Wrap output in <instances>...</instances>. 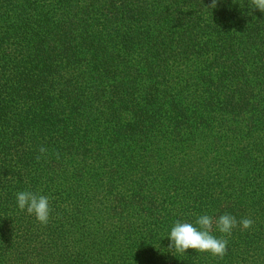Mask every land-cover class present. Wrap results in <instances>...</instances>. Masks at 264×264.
I'll list each match as a JSON object with an SVG mask.
<instances>
[{
  "label": "trees",
  "instance_id": "trees-1",
  "mask_svg": "<svg viewBox=\"0 0 264 264\" xmlns=\"http://www.w3.org/2000/svg\"><path fill=\"white\" fill-rule=\"evenodd\" d=\"M211 3L0 0V264H264V12ZM225 213L222 260L168 249Z\"/></svg>",
  "mask_w": 264,
  "mask_h": 264
},
{
  "label": "clouds",
  "instance_id": "clouds-1",
  "mask_svg": "<svg viewBox=\"0 0 264 264\" xmlns=\"http://www.w3.org/2000/svg\"><path fill=\"white\" fill-rule=\"evenodd\" d=\"M216 5L217 0H212L210 7L215 8ZM249 7L264 12V0H249ZM47 154L48 150L41 146L36 157L37 162L42 158L46 159ZM55 155L57 159L60 158L59 152ZM16 199L20 211L26 210L29 215L35 216L39 224L47 226L52 212L49 197L31 191H21L16 194ZM253 223V220L247 217L238 222L236 217L227 213L216 219L208 214L200 215L195 221L196 226L177 220L167 236L170 239L168 249L179 254H185L187 250L192 249L199 253H209L212 257L222 260L227 254L228 239L225 237H230L233 229L238 226L247 230ZM214 225L215 229L223 234L220 238L212 234Z\"/></svg>",
  "mask_w": 264,
  "mask_h": 264
}]
</instances>
